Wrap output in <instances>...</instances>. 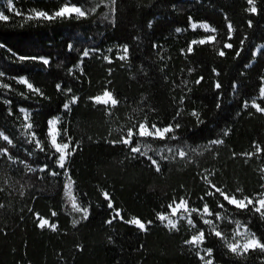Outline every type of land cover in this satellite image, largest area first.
I'll return each mask as SVG.
<instances>
[{"label": "trees", "instance_id": "trees-1", "mask_svg": "<svg viewBox=\"0 0 264 264\" xmlns=\"http://www.w3.org/2000/svg\"><path fill=\"white\" fill-rule=\"evenodd\" d=\"M14 2L22 10L33 5L52 8L56 4V0ZM3 7L4 4L0 3V8ZM243 7H246V0H118L114 27L110 23L102 25L98 20L95 23L91 20H67L44 25L24 23L21 26V18L13 17L8 23L0 22V42L21 54L39 52L53 56L50 68L31 72L34 82L51 97L52 108L59 102L54 83L57 82V76L63 74V69H58L56 65L68 55L66 43L70 37H89L94 34L95 43L105 47L127 42L132 53L129 61L131 67L128 63L120 67L119 64L124 62L115 60L108 65L101 60L85 58L84 75L80 77L82 83L74 84V89L86 97L104 86L106 80H111L110 87L121 98H135L138 101L141 96H145L164 119H171L174 100L180 95H190L191 103L186 101L182 120L190 133L195 122V118L190 115L191 107H197L202 118L211 121L210 128L215 125L214 91L211 87L213 80H222L227 88L231 79L237 75V62L242 66L253 58L248 50L243 51L235 60L232 50H228L225 57H219L215 55L214 42L194 46V54H181L179 49L193 36L190 29L183 31L187 16L191 14L219 25L223 13L227 12L235 21L240 38L245 31L249 33L246 46L254 48L257 44L264 45V12L253 16L244 12ZM248 18L253 19L251 28L246 23ZM149 21L152 22L151 27ZM176 27H181L182 32L175 33ZM99 33H104V36L101 37ZM133 37H139V41L133 40ZM153 41L157 43V49L152 48ZM231 42L238 43L237 37L234 36ZM7 55L6 49H0V57ZM5 63L0 58V65ZM109 66L113 68L111 75L107 73ZM212 66L218 68L219 77L211 73ZM162 67L165 68L163 73L160 71ZM187 67H193L195 71L188 74ZM261 72H264V56L258 53V62L253 60L241 78L246 90L251 91L252 83ZM76 73L79 75L78 70ZM164 75L168 76V80L163 79ZM198 75L205 76L199 85L194 83ZM182 78L188 79L187 86L181 84ZM186 88H190L191 92L188 93ZM18 90L22 89L18 86ZM228 95H231L230 90ZM224 99V111L220 116L227 115L232 127L230 135L225 138V144L213 146L212 151L201 156L199 167L195 164L185 166L184 161L171 162L162 165L161 173H156L154 168L145 164L125 160L124 150L120 146L105 143L110 127L115 125L106 122L102 112L93 109L91 104L80 101L78 106H74V111L66 116L74 135L82 139V147L70 164L80 188L92 193L95 199V185L107 186L122 210L129 215L139 214L144 218H151L152 210L170 198L174 190L181 191L180 185H184L187 191L198 192L200 183L197 173L204 168L219 170L217 181L230 187L258 189L264 158H234L231 152L251 151L253 139L264 140V114L249 109L253 115L249 116L244 111L236 116L235 106L229 107L227 97ZM41 102L44 107L36 109L32 117L37 131L43 130L45 114L48 112L49 101ZM24 103L26 106L35 105L36 101ZM126 110L127 105H121L120 113L124 114ZM223 124L224 121L221 120L220 126ZM2 127L12 130L11 121L0 108V128ZM213 152L217 154L215 158ZM246 159L248 163H245ZM15 189L6 188L0 192V201L5 205L0 209V264H26L29 260L32 264H195V260L182 245L181 235L169 233L159 224L153 226L147 234L123 222L104 225L102 219L107 218V213L103 208H96L89 221L73 228L69 223L70 217L62 211L56 191H47L33 201L30 197L34 190H26L21 197L20 184H16ZM29 207L49 215L51 209H56L61 230L41 231L34 227ZM21 216L25 217L23 221L20 220ZM256 223L261 222L257 220ZM109 236L112 240H109ZM78 243L83 245L82 250L75 247ZM241 264L260 262L249 258L246 262L241 261Z\"/></svg>", "mask_w": 264, "mask_h": 264}, {"label": "snow or ice", "instance_id": "snow-or-ice-1", "mask_svg": "<svg viewBox=\"0 0 264 264\" xmlns=\"http://www.w3.org/2000/svg\"><path fill=\"white\" fill-rule=\"evenodd\" d=\"M0 3L4 4L0 8V22L8 23L13 17H20L21 26L24 23L44 25L67 20H91L95 23L98 20L102 25L110 23L114 27L118 11V0H56L52 8L33 5L26 10L18 7L14 0H0ZM242 10L253 16L262 13L264 0H259V3L258 0H246V7ZM246 23L251 28L253 19L248 18ZM151 24L149 21V27ZM189 29L193 36L179 49L181 54H194V46L214 42V52L219 57H225L228 50H232L235 60L243 51L248 50L253 58L242 66L237 62V75L231 79L227 88L222 80H213L211 87L214 91L215 125L210 128L211 121L202 118L197 107H191L190 115L195 118V122L190 133L187 131V124L182 123L186 101L191 103L190 95H180L174 100L171 119H164L145 96H141L138 101L135 98H121L110 87L111 80H106L104 86L86 97L74 89V84L82 83L80 77L84 75L85 58L101 60L108 65L115 60L124 62L119 64L120 67H124L125 63L131 67L129 61L132 53L127 42L105 47L95 43L94 34L89 37H70L66 43L68 55L56 65L58 69H63V74L58 75L57 82L54 83L59 101L55 108L51 106V97L31 77L34 70L50 68L53 56L39 52L21 54L0 42V49H6L9 54L0 57L6 61L4 65H0V108L6 112L12 124L11 131L7 127L0 128V192L6 188L16 190L15 185L20 184L19 195L23 197L26 190H34L30 198L35 201L47 191H56L62 211L70 217L69 223L73 228L89 221L96 208H103L107 213V218L102 219L104 225L123 222L147 234L153 226L159 224L169 233L181 235L182 245L195 260V264H241V261L246 262L249 258L264 264V164L260 168L262 175L258 180L259 188L253 190H247L243 186L230 187L218 182L216 178L220 172L215 168L201 169L197 173L200 183L198 192L187 191L184 185H180L181 191L174 190L170 198L152 210L151 218H144L139 214L129 215L122 210L107 186L96 184L93 199L92 193L80 188L70 167L71 161L82 147V139L74 135L66 116L82 100L91 104L93 109L101 111L106 122L115 125L110 127L105 143L120 146L124 150L125 160L145 164L154 168L156 173L162 172L163 164L178 161H184L185 166L195 164L199 167L201 156L212 151L213 146L225 144V138L232 131L228 116H220L224 111L225 97L229 101V107L235 106L236 116L244 111L249 116L253 115L249 109L264 114V72L258 73L251 91L246 90L241 79L253 60L258 62V53L264 56V45L257 44L254 48L246 46L249 33L245 31L240 38L235 21L227 12L223 13L219 25L189 14L183 31ZM174 31L181 33L182 28L176 27ZM99 35L103 37L104 33ZM234 36L238 43L231 42ZM133 40L139 41V37H133ZM151 46L153 49L158 48L155 41ZM160 71L163 73L165 68L162 67ZM186 71L191 74L195 69L187 67ZM210 71L219 77L217 67L212 66ZM112 72L113 68L109 66L108 75ZM163 79L168 80V76L164 75ZM204 79V75H198L194 83L199 85ZM188 83L187 78L181 79L182 85L187 86ZM173 85L175 86V81ZM18 86L22 90H18ZM229 90L231 95H228ZM186 91L190 93L191 89L186 88ZM31 100H35L36 104L26 106L24 102ZM41 101H49L48 112L45 114L43 130L37 131L32 117L36 109L44 107ZM121 105H127L124 114L120 113ZM221 120L224 121L223 126H220ZM251 147V151H232L231 155L234 158H264V140L253 139ZM216 155L213 152L214 158ZM245 163H248L247 159ZM38 184L41 186H37ZM4 206L0 201V209ZM28 211L37 229L53 232L61 230L56 209H51L50 215L41 214L32 207ZM24 219V216L20 217L21 221ZM257 220L261 223L257 224ZM108 238L112 240L111 236ZM75 247L82 250L83 245L78 243ZM26 264L32 262L29 260Z\"/></svg>", "mask_w": 264, "mask_h": 264}]
</instances>
